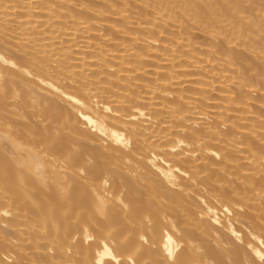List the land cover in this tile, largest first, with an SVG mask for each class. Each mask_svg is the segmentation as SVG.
<instances>
[{
  "label": "bare ground",
  "instance_id": "1",
  "mask_svg": "<svg viewBox=\"0 0 264 264\" xmlns=\"http://www.w3.org/2000/svg\"><path fill=\"white\" fill-rule=\"evenodd\" d=\"M0 264H264V0H0Z\"/></svg>",
  "mask_w": 264,
  "mask_h": 264
}]
</instances>
